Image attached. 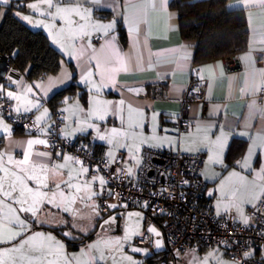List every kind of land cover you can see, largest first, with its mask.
Here are the masks:
<instances>
[{
  "label": "crops",
  "instance_id": "crops-1",
  "mask_svg": "<svg viewBox=\"0 0 264 264\" xmlns=\"http://www.w3.org/2000/svg\"><path fill=\"white\" fill-rule=\"evenodd\" d=\"M13 1L15 0H9L7 5ZM171 1L166 0L165 3V0H132L134 5L143 9L138 32H130L125 23V16L131 12L128 0H100V3H93V0H73L71 4L61 0V7H76L78 3L82 10H90V19L87 21L81 20L79 16H73L77 24L88 25L85 28L87 34L83 36L69 31L62 20H53L48 13L54 12L55 8L49 9L47 5L40 4V0L28 3L40 4L39 12L26 7V11L20 13V19L31 29L43 30L48 35L52 45L76 67V82L87 87V105L74 100L68 101L61 107L60 115L63 121L61 137L73 141L82 135H89L92 143L104 146L102 155L109 162L115 160L119 151L125 152V162L132 169V173L136 168V159L141 158L144 147L186 154L201 153L203 163L200 176L206 183L205 198L211 210L216 215L233 210L238 221L244 222L246 217L248 222L249 210L258 201V197L260 198L261 187L264 186V179H261L259 175L261 165L264 164V114H262L264 113V0H229L228 2L229 10L245 13L248 24L247 47L236 56L240 64L236 71L227 70L224 59L199 65L193 63V49L190 43L180 37L178 13L169 8ZM7 5L0 4L2 7ZM108 11L112 12L111 17L104 18V12ZM3 14L1 10L0 22ZM23 15L30 16L32 22L22 19ZM112 22H115V27L107 35L102 30L91 27V25ZM118 23H121L126 31V45H122L118 39ZM52 25L54 27H51ZM73 27L75 28L76 25ZM62 28L63 32H61ZM113 36L115 37L113 43L122 58V65L116 64L110 50L106 47V42ZM110 67L121 68L112 73V79H109ZM195 72L198 73L197 80L205 85V101L191 107L188 112L190 124L178 133L175 123L181 111V100ZM89 73L91 76L88 75ZM73 76L74 73L68 65H63L58 74L38 82H30L24 75L10 72L1 91L6 96L12 92L20 97L18 100L10 98L13 108L27 114L33 113V119L39 130L38 133L15 136L13 126L4 121L11 130L9 134L0 127V153L4 154L3 163L6 169L18 171L14 162L23 160L27 141L41 139V129L46 132L50 129L51 110L46 100L58 90L70 85ZM148 87L150 93L157 89L163 90V97L151 98L147 94ZM29 88L31 91H28ZM28 101L37 104V107H32ZM96 101L111 102L110 111L103 120L92 118L90 121L99 131L87 128L86 124H83L84 121L89 120V109L99 107L94 103ZM121 101H123L122 105ZM253 102H255L254 106ZM117 107L119 111L116 110ZM25 108L31 110L25 111ZM130 108L133 111H130ZM45 109H47L46 116ZM38 117L41 118L39 122ZM81 125L86 130L77 131L78 126ZM113 128L127 132L128 136L138 134L140 140H137L136 149L129 152L123 150L124 147L117 144L118 137L111 136ZM222 132L225 136L221 143L217 141V137H220ZM101 135H107L113 143L110 144L108 139L101 140L99 138ZM128 136L119 137L125 140L129 138ZM249 149L253 150L250 157L251 168H245L242 162L243 158L249 154ZM39 152H47L49 155L39 156L37 155ZM109 152L113 153L114 159L109 157ZM9 155L13 157V163H9L7 159ZM51 156L52 150L49 144L47 147L37 144L31 150L29 162L51 167L56 164H65L64 156L70 155L64 153L55 164H51ZM216 158L222 162H214ZM83 168H87L88 171L84 173L80 164L69 161L64 169L59 170L63 173L64 180L68 179L69 173L73 177L79 175V179H73L72 183L79 184L82 189H85L78 194L82 196L89 186L86 182L97 181L93 177L99 176L94 174L90 167L83 165ZM233 172L245 177L246 182H241L239 177L232 176ZM0 176H4V173L0 172ZM28 183L34 186L31 181ZM92 184L94 190L99 192L100 187L96 188L99 183ZM90 189L93 192L91 185ZM72 191L75 192V189ZM89 195L90 193L86 196L87 198L84 197L86 199L83 201L77 199L78 203L73 206L77 209L75 216L52 205H46L40 213V219L49 222L30 224L31 233L40 232L45 236L51 235L55 241L63 245L62 249H58L55 244L52 245L51 251L54 255L49 259L54 260L56 264H65V261L67 264H88L91 255L99 256V252L89 249V245L92 244L86 243L87 241L80 243L76 249H70L66 241L80 238L84 241L86 234L91 235V231L85 233V222H79L80 217L90 218L91 214L88 210L85 211L80 206L81 204L87 207L88 203H92L93 196L88 199ZM233 199L238 203L235 204ZM230 200L234 205L230 203ZM13 207L18 206L13 205ZM131 208H136V213H133L142 219L145 216V222L138 227V233L146 229L153 235L156 242L160 241V247H157V250H161L163 248L162 233L157 228V224L147 223L146 210L143 206L122 203L113 207L112 210L114 209L117 215H121L128 213ZM140 212H143L144 216L140 215ZM19 215L25 216L24 213ZM28 218L31 220L30 215ZM12 219L14 214L7 206L0 209V226L7 228L9 220ZM151 227L157 228L161 234L155 236L149 231ZM39 242V240L36 241V243ZM7 247L9 246L0 245V248ZM99 248L104 251L107 259H97L91 261V264H119L118 260H122L112 251L104 250L103 244H100ZM126 249L129 248L126 247ZM86 251L87 255L84 254ZM147 255L145 250V256ZM4 259L10 260V257L5 256Z\"/></svg>",
  "mask_w": 264,
  "mask_h": 264
},
{
  "label": "built area",
  "instance_id": "built-area-1",
  "mask_svg": "<svg viewBox=\"0 0 264 264\" xmlns=\"http://www.w3.org/2000/svg\"><path fill=\"white\" fill-rule=\"evenodd\" d=\"M224 61L227 70L239 69L236 56ZM9 70V59L1 56L0 85ZM197 79L198 73L195 72L183 94L181 111L175 123L178 133L189 126L188 112L191 107L205 101V85ZM162 91L157 89L149 95L151 98L163 97ZM2 108L7 114L8 105L3 103ZM10 120L15 124L23 121L16 114H12ZM55 127L59 128V122ZM50 141H56V136H52ZM63 146L66 147L67 143H56L51 150L61 149ZM73 153L88 167L103 174L106 185L99 201L103 210L107 211L110 205L122 203L143 206L147 223L162 218L161 225L165 228V235L172 249H182L187 242L196 239L200 241V245L225 246L228 258L239 264H264V261H256L257 258L251 254L245 257V253L252 249L264 252V193L249 210L247 223L238 221L233 210L221 217L203 210L201 201L206 189V183L200 176L203 154L144 147L140 163L129 176L130 167L125 162L123 151H119L112 162L104 157L94 156L90 150L77 148ZM136 244L145 248L148 255L155 250L154 238L146 230L139 232Z\"/></svg>",
  "mask_w": 264,
  "mask_h": 264
},
{
  "label": "trees",
  "instance_id": "trees-1",
  "mask_svg": "<svg viewBox=\"0 0 264 264\" xmlns=\"http://www.w3.org/2000/svg\"><path fill=\"white\" fill-rule=\"evenodd\" d=\"M31 1L34 0H15L5 7L0 6V12L1 10L4 12L0 22V57L6 56L10 63V70L5 79L7 80L10 72H15L16 74L24 75L30 82H38L46 77L58 74L63 65H68L72 73H74L73 81L46 100V104L51 110V127L40 137L48 141L50 148L56 143H67L66 147L63 146L61 149L52 150L51 164H55L57 159L64 153H68L71 157L78 159L73 153L74 149L77 148L85 151L90 150L94 156L104 157L102 155L104 146L92 143L89 135H82L73 141L60 135L63 129V121L60 115L61 107L68 101L74 100L87 105L88 90L86 86L79 85L76 82V67L52 45L48 35L43 30L31 29L20 19V15L16 14L25 12L26 5ZM228 2L229 0H172L170 2L169 8L178 13L180 37L190 43L193 49V63L195 65L237 56L238 53L246 49L249 35L246 15L243 11L229 10L227 7ZM111 15L112 12L108 11L104 12L103 17L109 18ZM117 29L118 39L122 45H126L127 34L121 23H118ZM5 79L0 85V92L2 93L0 94V116L12 123L15 136L38 133L39 129L33 119V113L27 114L14 109L10 98L1 91L4 87ZM147 89V94H150L149 87ZM3 103L8 105L7 114L5 113L6 110L2 108ZM12 114L21 116L22 123H13L10 120ZM57 122H59V128L55 127ZM52 136H56V141H50ZM78 160L82 161L81 159ZM82 164L88 166L83 162ZM136 166L138 165L136 164ZM201 206L204 208L203 210L210 211L216 217L223 215L214 214L205 195L201 201ZM161 221L162 218L159 217L153 223L157 224V228L162 233L163 248L157 250L155 238L146 229H143L154 238L155 250L145 256L141 264H161L162 261H164V264H181L179 255L185 253L193 246L197 247L201 252L208 248H219L224 251L225 256L228 258V251L225 246L200 245V241L196 239L187 242L182 249H172L169 239L166 238L165 228L162 227ZM59 233L62 234L61 232ZM66 241L70 249L78 248L80 243L83 242L81 238L67 239ZM249 253L257 258L256 261H264V252L252 249ZM230 261L234 264H239L235 261Z\"/></svg>",
  "mask_w": 264,
  "mask_h": 264
},
{
  "label": "snow or ice",
  "instance_id": "snow-or-ice-1",
  "mask_svg": "<svg viewBox=\"0 0 264 264\" xmlns=\"http://www.w3.org/2000/svg\"><path fill=\"white\" fill-rule=\"evenodd\" d=\"M61 0H40V4L47 5L49 9L55 8L54 12H49L48 14L52 17L53 20L60 19L67 25L68 30L73 32L74 34L78 33L81 36L86 35L85 28L88 26L86 24H77V22L73 19V16H79L81 20L87 21L90 19V10L84 9L82 10L77 3L76 7H61ZM66 3L71 4L73 0H65ZM9 0H0V4L7 5ZM93 3H100V0H93ZM166 3V0H165ZM40 4L30 3L26 5L29 9L39 12ZM129 8L131 12L129 15L125 16V23L129 27L130 32H138L139 24L141 23L143 17V9L139 6L134 5L132 0H128ZM153 7L155 5L153 4ZM20 15V13H16ZM22 19L32 22L30 16L23 15ZM76 25L74 28L73 26ZM45 27H50L49 25H45ZM51 27H54L52 25ZM91 27L96 30H102L105 35L108 34L110 30L115 27V22L109 24H96L91 25ZM64 29H61L63 32ZM115 41V37L113 36L111 40L106 42V47L110 50L112 57L115 59L117 65H122V58L119 55V52L115 49V45L113 43ZM121 70L120 67H110L109 68V79H112V73ZM91 76V73L88 74ZM260 90V89H258ZM28 91H31L29 88ZM8 97L11 99H20L19 96L14 95L12 92L8 93ZM28 103L32 107H37V104H32L31 101ZM99 105V107L91 108L88 112L89 120L84 121L83 124H86L87 128H94L97 131L99 129L93 123H91V119L95 118L96 120H103L105 116L109 113L111 108V102H94ZM123 104V101L120 102ZM255 102H253L254 106ZM251 107V106H250ZM25 111H30V108H25ZM119 111V107L116 109ZM133 111V109H129ZM19 111V109H17ZM83 111V109H80ZM264 114V113H262ZM44 115H47V109H45ZM41 118L38 117L37 121L39 122ZM0 127L4 129L5 132L10 134L11 130L8 128L4 121L0 119ZM77 131L86 130L83 125L78 126ZM42 134L46 133V130L41 129ZM112 137L119 136H128L127 132H121L118 129H111ZM225 133H221L220 137H217L218 142H223V137ZM101 140L108 139V142L111 144L113 140L110 139L107 135H101L99 137ZM45 145L48 146V141L45 139H29L27 141V148L24 152V158L20 161H13V157L9 155L7 157L9 163H15L16 169L18 171H9L4 167V154L0 153V172L4 173V176H0V209L7 206L9 210L14 214V219L9 220V226L4 228L0 226V245H8L7 248H0V264H56V262L52 259H49L50 256L54 255L51 251L52 245L58 249H62L63 245L59 244L58 241H55V238L51 235L45 236L43 233L30 232V224L32 223H46L49 222L47 220L40 219V213L43 211L44 206L52 205L57 209H60L64 212H69L75 216L77 209L73 207L77 199H84L80 194L85 189L79 184L72 183L73 179H79V175L77 177H73L71 173L68 174V179L64 180L63 173L60 172V169H64L67 166V162L72 161L75 164H80L83 172L86 173L88 171L87 168H83L82 161L75 159L71 156H64L65 164H56L49 167L48 165L40 164H30L29 158L31 155V150L34 145ZM127 145H121V147H126ZM138 151V149H137ZM253 150L249 149V154L243 158L242 166L245 168H251V160L250 157L252 155ZM39 156L47 157L49 154L47 152H39L37 153ZM109 157L114 159L112 152L108 153ZM135 158V157H134ZM212 159V157H210ZM216 163H221L222 161L219 158L214 160ZM137 165L140 163L139 159H136ZM240 163V162H238ZM132 169H128V175L131 176ZM232 176L239 177L241 182H246L245 177L241 176L239 173L233 172ZM261 179H264V164L261 165L260 173ZM93 179H99V183L104 185L106 181L100 177ZM29 181L32 182L34 186L29 185ZM62 185L64 187H62ZM73 189H75V193H73ZM86 190L90 193L88 199H91L92 196L96 195V193L91 192L90 183L87 186ZM261 192L264 193V186L261 187ZM259 199V197H258ZM16 205L18 207H13ZM95 211L96 205L91 206ZM110 207H116V205H110ZM239 210V209H238ZM19 213H24L25 216L21 217ZM98 214V213H97ZM29 215L31 220H29ZM114 218L109 221H105V223H113ZM244 223H247V218H244ZM149 231L154 232L157 236L160 235L159 232L156 231L155 228H149ZM65 235H69V233H65ZM26 237V238H25ZM129 238V234L126 233L123 239L127 240ZM39 240V243L36 241ZM103 244L106 249L111 251V247L122 246L120 238H116L115 240H102L97 241L96 243L89 245V249L95 250L99 252V256L97 257L95 254L90 256V260L88 264H91V261L105 260L107 259L103 250L99 248V245ZM157 247H160V241L156 242ZM133 251H140V249H133ZM87 255V251L84 253ZM250 255V253H245V257ZM5 256L10 257V260L4 259ZM130 259V258H128ZM207 258H205L206 264ZM67 264V261H65Z\"/></svg>",
  "mask_w": 264,
  "mask_h": 264
},
{
  "label": "rangeland",
  "instance_id": "rangeland-1",
  "mask_svg": "<svg viewBox=\"0 0 264 264\" xmlns=\"http://www.w3.org/2000/svg\"><path fill=\"white\" fill-rule=\"evenodd\" d=\"M0 119L7 122L11 127L13 126L12 123L9 122L4 117L0 116ZM128 137H129L128 139L130 140H128L127 138L125 139L124 137L123 138L125 140H122L120 137H118V143H117L119 146L127 145L123 149L126 152L136 149L137 140H140V136L138 134H132L131 136L129 135ZM91 169L93 170L94 174L99 175L96 178L102 177L104 179L103 174L101 172H97L95 168H91ZM94 182L99 183V179H97V181H94ZM94 182L92 181V183ZM86 183H90L92 187V191L96 193V195L93 196L92 203H88L87 207L80 204L82 209H85V211L87 209L88 212L91 214L90 218L88 219H87L88 216L80 217L81 220L79 222L80 223L85 222V226H84L85 233H87L88 231H91L90 232L91 235H88V234L85 235L83 242L85 243L87 241L86 243L94 244L97 241L115 240L116 238H120L122 246L118 247V246L113 245L111 247V251L115 253L117 257H120L122 259V260H118L119 264L121 263L122 264H141L143 261V258L145 257L146 249L143 248L142 246L136 245L135 238L138 235V231H139L138 227L140 226V224L142 225L145 222L144 213L140 212V215L144 216L142 219L139 215L135 214L136 208H131L128 213H123L121 215H117L114 209L112 210L113 207H110V209L107 211L103 210L100 207L99 201H100V197L103 192V188L106 185V183L104 185H101L100 183L96 185V188L97 186L100 187L99 192L94 190V186L91 183V181L90 182L87 181ZM73 193L75 192L73 191ZM88 194L89 193L86 190L83 194V197H86ZM84 199H82L81 201H83ZM232 201L235 204L238 203L237 200L233 199ZM233 202H231L230 200V203L233 204ZM76 203H78V201ZM92 205L97 206L95 211L91 207ZM113 218H114L113 223H105V221L112 220ZM87 220H89V222H87ZM142 228H144V226H142ZM151 228H155V227H151ZM155 229L157 232L160 233V231L157 228ZM126 233L129 234V238L127 240L123 239ZM152 233L155 236H157L154 232ZM83 242L81 244H83ZM126 247H128L129 249L127 250ZM133 249H140V251H133ZM104 250H108V249L105 248ZM179 256H180L181 264H205V258H207L206 264H234L225 256L224 251L219 248H208L205 251L201 252L197 247L193 246V247H190L185 253L180 254Z\"/></svg>",
  "mask_w": 264,
  "mask_h": 264
}]
</instances>
